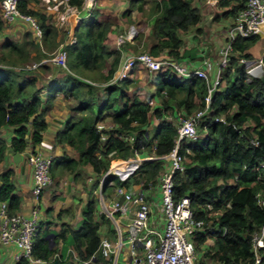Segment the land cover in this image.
I'll return each mask as SVG.
<instances>
[{"label": "trees", "instance_id": "obj_1", "mask_svg": "<svg viewBox=\"0 0 264 264\" xmlns=\"http://www.w3.org/2000/svg\"><path fill=\"white\" fill-rule=\"evenodd\" d=\"M84 2L69 0L78 8ZM219 2L225 8L223 14L234 17L246 0ZM19 8L36 18L44 38L51 33L52 26L44 14L29 8L26 0L19 2ZM155 9L147 34L149 40L146 41L147 36L139 28L134 37L136 46L132 47L136 53L147 50L158 59L179 60L184 53L181 33L201 21L200 10L191 0H159ZM5 24L0 13V32ZM111 26L110 20H99L94 12L82 18L75 30V42L63 46L67 51L66 68H52L49 62L28 68L26 65L31 64L33 57L32 50L25 44L6 40L0 46V164L9 151L23 153L29 139L33 146L41 143L47 128L45 115L54 104L53 90L76 99L75 113L63 129L55 133L56 143L63 148L70 147L73 156L66 152L54 156L50 171L53 175L54 170L60 168L77 177L78 167L92 168L94 179L87 190L81 226L57 234L63 240L70 234V242L81 261L95 256L90 264L105 262L99 251L100 228L109 219L98 209L97 191L111 161L145 151L151 156L169 154L177 138V123L169 117L187 116L203 108L207 93L204 79L193 74L180 75L170 66L151 72L154 89L147 100L135 90H129L132 81L128 77L113 82L122 59V46H131V43L126 40L118 48L109 46ZM258 39L259 35H254L234 40L230 62L222 71L221 84L199 122L198 129L203 132L195 141L183 140L179 146L185 160L183 169L173 176L174 198L187 195L195 218L205 221L204 230L196 232L194 237L199 264L251 262V237L264 220V207L258 204L256 197L259 191L264 196V167H259L264 162V83L259 77L247 80L245 65L240 62L241 58L253 59L248 49ZM142 42L144 45L139 49ZM31 45L37 48L40 43L32 42ZM42 57L47 58L49 54L39 51L34 60L39 62ZM50 71L54 77L41 82L42 73ZM44 88L49 95L41 98ZM220 116H224L225 121H215ZM99 122L105 123L106 128L99 131ZM102 134L107 135L105 140L101 139ZM126 135L132 136V140L125 139ZM166 164L161 158L143 160L130 178L143 190L155 188ZM13 173L11 167L0 172V201L7 202L11 213L19 211L22 205L21 196L15 192L12 182ZM115 178L118 183H114ZM128 182L109 173L101 184V192L108 196L117 186H126ZM207 204H211L212 209H208ZM41 225L42 221L32 256L50 261L57 251L58 241L55 239L50 247ZM210 239L213 244L203 247ZM57 259L60 264L72 263L70 259L64 260L63 254ZM15 264L45 263H29L22 258Z\"/></svg>", "mask_w": 264, "mask_h": 264}, {"label": "built area", "instance_id": "obj_2", "mask_svg": "<svg viewBox=\"0 0 264 264\" xmlns=\"http://www.w3.org/2000/svg\"><path fill=\"white\" fill-rule=\"evenodd\" d=\"M21 0H0V13L6 24L13 23L18 18L30 22L35 35L42 36V30L39 22L35 17L20 11L19 2ZM69 1V0H67ZM95 0H85L87 2ZM93 5V4H92ZM133 28L129 35L131 36ZM264 33V0H246L245 5L236 12L233 22L228 29V41L221 49V59L218 62V68L215 75L210 76L206 70L208 62L203 60L199 65L187 66L179 64L177 60L172 58L158 59L153 57L147 51L137 52L135 54L123 57L119 63L118 69L114 74L112 81L122 80L130 74L136 67H142L149 72H156L162 66H170L183 76L196 75L204 79L207 86L205 95V106L190 115L177 117V138L175 145L169 154L163 156H145L139 158L133 157L127 161L126 172H119L113 168L112 164L108 171L101 178L102 184L109 173L118 175L125 179L133 174L143 160H152L156 158L164 159L167 164L163 174L160 177V203L157 204L158 219H153L154 204L146 199L143 189L138 191L127 190L124 186H117V198L112 200L109 206L105 207L107 216L112 219L117 229V237L112 242L103 234L104 228H100L101 238L99 251L105 258V262L101 264H118L122 254L123 247L129 249V260L132 264H199V252L196 248L194 237L196 232L204 230L205 221L195 218L190 198L186 195L180 199L174 198V173L183 169L185 155L179 151L180 143L183 140L195 141L199 136V122L207 111L211 97L214 91L220 86L222 80V71L229 64L232 54V46L237 38H247L254 35ZM75 42V38H71L69 43ZM123 42V38H119V44ZM62 44L59 49L53 52L43 61L50 62L57 66L67 67V51ZM26 65L33 68L39 63ZM240 62L245 65L247 80L264 73V54L257 60H247L241 58ZM259 67L261 73L255 74L253 69ZM215 121H225L224 116L216 117ZM236 127V126H234ZM106 128L105 123L99 122L97 129L100 131ZM244 135V132L241 133ZM106 134L101 135V139L105 140ZM132 136L126 135L125 139H131ZM252 143H256L251 139ZM190 150L187 149V152ZM137 154V153H135ZM28 163L32 168V197L36 204L31 208L29 214L23 212H9L6 201H0V246L13 245L17 248L13 258L19 261L26 258L29 263H49L50 261L41 260L32 256L34 240L39 232L40 222L42 220L39 202L45 187L53 184L54 180L51 175L52 158L40 152H30L27 157ZM119 161V160H116ZM259 167H264L261 162ZM113 183V182H112ZM257 202L264 207V196L262 191L256 194ZM208 209H212L211 204H207ZM116 214L129 216V222L126 226L125 233L120 229L119 223L116 221ZM253 260L248 263L241 264H264V220L261 225L253 232L251 237ZM91 260H85L83 264H90ZM209 264V263H204Z\"/></svg>", "mask_w": 264, "mask_h": 264}, {"label": "crops", "instance_id": "obj_3", "mask_svg": "<svg viewBox=\"0 0 264 264\" xmlns=\"http://www.w3.org/2000/svg\"><path fill=\"white\" fill-rule=\"evenodd\" d=\"M159 0H95L92 7L89 9L87 6L78 8L76 5H71L67 0H26L27 6L38 12H41L46 16L47 23L51 24L52 31L46 37L41 36L40 38L35 35V32L30 22L18 18L16 21L10 24H5L2 32H0V46L6 40H10L19 44H25L31 51V56L34 57L39 54V51L46 52L49 56L57 51L59 47L69 42L71 38H75V30L79 27L80 20L84 17H88L92 12L96 14V18L99 20H110L112 22L111 31L108 33L107 44L116 48L120 47L119 38H123V42L126 40L131 43V46H122V58L135 54V49L132 46H136L134 37L139 33V28H142L143 33L147 36L146 41L149 40L148 35L151 29V22L155 15L156 2ZM192 5L197 7L201 13V21L191 27L187 32H182L181 36L184 40V53L178 60L187 66L200 65L203 60L208 62L206 70L210 76L215 75L218 62L221 59V49L226 45L228 41V29L233 22V17L226 16L223 14L225 8L220 6L219 0H191ZM131 28L135 29V35L131 37L129 32ZM40 43V45L34 48L31 43ZM261 43L262 49H258V56L264 54V33L259 35L258 41L252 45L248 51L252 54L257 50V47ZM144 42L138 45L140 49L143 47ZM46 57H42L39 62H42ZM254 59V57H253ZM47 61H43L45 63ZM50 63V62H49ZM51 67H57V65L50 63ZM54 70V69H53ZM137 73L133 75L132 73ZM128 78L131 79L129 90H132V86L143 79L141 74V68H134ZM54 77L52 71L42 73L41 82H46ZM142 83V82H141ZM147 88L152 92L154 87L149 79ZM54 94V104L47 111L45 120L47 122V128L43 132L41 143L33 146L29 139L28 147L23 153L20 154V159L15 161V154L11 151L7 152L4 161L0 164V172L6 168H13L14 173L12 175V182L15 184V192L21 196V208L19 212L29 214L31 208L36 204L32 197V168L28 163L27 157L30 152L37 151L46 156L53 158L54 156L61 155L66 152L70 156H73V150L66 146L61 147L55 141V133L58 130L63 129L68 118L74 114L73 108L76 106V99L72 95L65 96L63 92H51ZM49 95V91L46 88L40 93L41 98H45ZM139 95V94H137ZM148 98V96H147ZM147 98H143L147 100ZM158 103V99L157 102ZM53 115L52 121H49V116ZM170 120H174L177 124L176 117H169ZM199 134L203 131L198 130ZM138 156L143 158L145 156H151L150 153L144 152L142 154H133L127 159H115L112 160L113 168H116L119 172H126L127 161L133 157ZM111 165V164H110ZM78 176L75 177V173L62 171L60 168L54 170L52 175L54 183L52 184V191H43L39 207L42 217L41 230L44 232V236H50L49 242L50 247L54 245L56 239L57 251H55L53 258H60L63 254L64 260H72L71 264H83L79 254L75 250L74 246L70 242V234L65 240L59 234L62 230L68 228H79L83 222V208L87 201V190L94 174L90 166L78 167L76 173ZM131 175L125 179L129 180L128 184L124 186L127 190L138 191L141 189L140 185L134 182ZM130 178V179H129ZM1 185V181H0ZM98 191L101 192V185ZM97 191V193H98ZM146 199L154 204L153 213H156V217L152 216L153 219H158L157 204L160 203L161 188L160 182L155 188L144 189ZM56 196V197H55ZM116 188L108 196H104L105 202H102L103 206H109L110 202L117 198ZM49 197L51 199H49ZM55 197V198H54ZM47 198L48 202L42 203V199ZM103 201V200H102ZM99 209V208H98ZM100 211V210H99ZM104 213L105 211L102 210ZM106 217L107 214L105 213ZM129 216H122L116 214V221L119 223L120 229L125 233L126 226L129 222ZM96 219H99V215L96 214ZM110 219V218H109ZM112 221V219H110ZM113 222V221H112ZM106 225V224H105ZM113 238L116 240L117 229L114 226ZM103 234L108 237L109 227H104ZM102 234V235H103ZM109 238V237H108ZM111 240V238H109ZM112 241V240H111ZM115 242V241H114ZM17 252V248L13 245L0 246V264H15L13 258L14 253ZM129 249L124 252L123 259L129 260ZM121 257V256H120ZM95 256L90 258L95 260ZM51 259V260H52ZM89 260V259H88ZM120 260V259H119ZM130 261V260H129ZM102 263V262H100ZM118 264L119 261H118Z\"/></svg>", "mask_w": 264, "mask_h": 264}, {"label": "rangeland", "instance_id": "obj_4", "mask_svg": "<svg viewBox=\"0 0 264 264\" xmlns=\"http://www.w3.org/2000/svg\"><path fill=\"white\" fill-rule=\"evenodd\" d=\"M257 47V50L254 52V54H252L253 55V57H254V59H252V60H257L258 58H259V54H258V49H262V45H261V43H259V45L258 46H256ZM142 51H147V50H142ZM140 52H141V50H140ZM178 61V60H177ZM179 62V64H183L181 61H178ZM31 64H29V65H33V63H38L37 61H34V62H30ZM38 66V65H37ZM34 68H36V67H34ZM136 68H141L142 69V71H141V74H143V79H141V81L140 82H137L136 83V86L135 85H133L132 86V90H131V92L132 91H136L137 92V94H139V96L141 97V98H147V96L149 95V94H151V91L149 90V88H147V85H148V82H149V79H150V76L152 75V73L151 72H149L148 70H146V69H144V68H142V67H136ZM134 71V70H133ZM87 72V71H86ZM85 72V73H86ZM135 73H132L133 75H135L136 73H137V71L135 70L134 71ZM87 74L89 75H91V73H89V72H87ZM142 82V83H141ZM53 115H50L49 116V121L51 122L52 121V117ZM111 126V125H110ZM114 161H116L115 159H113ZM123 160V159H122ZM112 164V163H111ZM111 166V165H110ZM52 175V174H51ZM118 176V175H117ZM53 177V176H52ZM118 178H119V176H118ZM53 180H54V178H53ZM114 183H118V179L117 178H115L114 180ZM54 183V182H53ZM47 192V191H52V185L51 186H49V187H45V190H44V192ZM99 191H98V195H99ZM56 197V196H55ZM54 197V198H55ZM49 199H51L50 197H49ZM103 200V201H102ZM47 203L48 202V199L47 198H43L42 199V203ZM102 202H105V198H104V195L102 196L101 194H100V196L98 197V208H99V210L100 211H102L103 210V204H102ZM152 216H155L156 217V213L154 212L153 214H152ZM109 219V218H108ZM106 225H107V227H109V232H108V237L109 238H111V240H112V242H114L115 241V239L112 237L113 236V232H114V228H113V222L109 219V221H106ZM211 244H213V241L210 239V240H208L204 245H203V247H205V246H209V245H211ZM127 250V246H125V247H123V249H122V254H121V257H120V260H119V263L120 264H132L129 260H124L123 259V254H124V252ZM209 264H212L210 261L208 262Z\"/></svg>", "mask_w": 264, "mask_h": 264}, {"label": "water", "instance_id": "obj_5", "mask_svg": "<svg viewBox=\"0 0 264 264\" xmlns=\"http://www.w3.org/2000/svg\"><path fill=\"white\" fill-rule=\"evenodd\" d=\"M92 4H93V2H87V7L90 9L91 7H92ZM135 29H133V31H132V34H131V37H133L134 35H135ZM258 77L263 81V83H264V73L263 74H260V75H258ZM20 154L19 153H16L15 154V161H18L19 159H20ZM104 209H105V207H104ZM104 227H106V225L104 224ZM50 236H46V238L48 239ZM100 237L102 238L103 237V235H100ZM48 264H60V261L58 260V259H54L52 262H50V263H48Z\"/></svg>", "mask_w": 264, "mask_h": 264}, {"label": "bare ground", "instance_id": "obj_6", "mask_svg": "<svg viewBox=\"0 0 264 264\" xmlns=\"http://www.w3.org/2000/svg\"><path fill=\"white\" fill-rule=\"evenodd\" d=\"M253 72H254L255 74H259V73H261V70L259 69V67H255V68L253 69Z\"/></svg>", "mask_w": 264, "mask_h": 264}, {"label": "clouds", "instance_id": "obj_7", "mask_svg": "<svg viewBox=\"0 0 264 264\" xmlns=\"http://www.w3.org/2000/svg\"><path fill=\"white\" fill-rule=\"evenodd\" d=\"M106 177H107V176H106ZM100 185H101V184H100ZM103 210L105 211V209H104V208H103ZM105 213H106V212H105ZM56 259H57V258H56ZM52 261H53V260H52ZM52 261H51V262H52ZM49 263H50V262H49ZM47 264H48V263H47Z\"/></svg>", "mask_w": 264, "mask_h": 264}]
</instances>
